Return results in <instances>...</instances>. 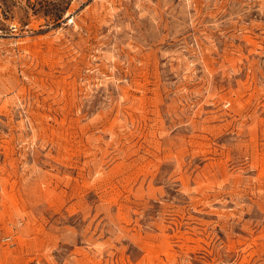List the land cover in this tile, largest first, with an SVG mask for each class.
<instances>
[{
  "label": "rangeland",
  "instance_id": "1",
  "mask_svg": "<svg viewBox=\"0 0 264 264\" xmlns=\"http://www.w3.org/2000/svg\"><path fill=\"white\" fill-rule=\"evenodd\" d=\"M0 264H264V0H0Z\"/></svg>",
  "mask_w": 264,
  "mask_h": 264
}]
</instances>
